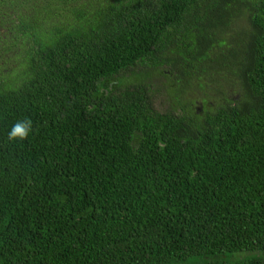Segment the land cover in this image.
Segmentation results:
<instances>
[{
	"label": "trees",
	"instance_id": "16d2710c",
	"mask_svg": "<svg viewBox=\"0 0 264 264\" xmlns=\"http://www.w3.org/2000/svg\"><path fill=\"white\" fill-rule=\"evenodd\" d=\"M0 264H264V0H0Z\"/></svg>",
	"mask_w": 264,
	"mask_h": 264
},
{
	"label": "clouds",
	"instance_id": "9594fccd",
	"mask_svg": "<svg viewBox=\"0 0 264 264\" xmlns=\"http://www.w3.org/2000/svg\"><path fill=\"white\" fill-rule=\"evenodd\" d=\"M32 122L30 119L25 118L22 121H17L8 134V139L10 141L26 139L31 131Z\"/></svg>",
	"mask_w": 264,
	"mask_h": 264
},
{
	"label": "rangeland",
	"instance_id": "374dc122",
	"mask_svg": "<svg viewBox=\"0 0 264 264\" xmlns=\"http://www.w3.org/2000/svg\"><path fill=\"white\" fill-rule=\"evenodd\" d=\"M165 81V79H162L160 77H153L151 80H148V82L150 83V86L152 89L156 90L161 83H163ZM164 90H166V88H163ZM161 101H163V105H167V95L166 92L161 91ZM163 107V106H162Z\"/></svg>",
	"mask_w": 264,
	"mask_h": 264
}]
</instances>
